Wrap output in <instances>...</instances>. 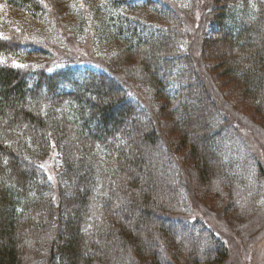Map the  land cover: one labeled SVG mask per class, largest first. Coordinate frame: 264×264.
Masks as SVG:
<instances>
[{
    "label": "trees",
    "instance_id": "1",
    "mask_svg": "<svg viewBox=\"0 0 264 264\" xmlns=\"http://www.w3.org/2000/svg\"><path fill=\"white\" fill-rule=\"evenodd\" d=\"M65 1L60 11L52 0H0V264H174L167 248H184L186 264H216L228 250L185 216L174 158L250 201L263 170L237 168L239 129L178 32L190 14L163 0ZM198 1V52L215 62L201 59L264 114V0ZM67 17L91 33L102 66L56 63ZM133 86L157 102L146 106Z\"/></svg>",
    "mask_w": 264,
    "mask_h": 264
},
{
    "label": "rangeland",
    "instance_id": "2",
    "mask_svg": "<svg viewBox=\"0 0 264 264\" xmlns=\"http://www.w3.org/2000/svg\"><path fill=\"white\" fill-rule=\"evenodd\" d=\"M57 1L63 6L64 3L67 5L65 0ZM57 1L52 0L61 11L62 6ZM163 1L168 2L182 19L190 14L187 16L188 18L184 19L178 32L181 33L180 36L184 40L185 38L183 37L186 36L187 38L186 33L188 34L189 47L187 51L191 53L199 74L204 78L205 86L211 93L217 109L221 111L220 113L223 116L233 121L239 129L236 137L244 145L243 147L238 143L239 155L244 153L246 156L243 155L245 161L237 164V168L244 173L251 175L252 171L255 174L253 168L256 165L254 166V164L259 161L263 170V173L261 172L260 174L259 172L257 177H255V182L260 184V189H262L261 198L250 201L248 198H243L236 188H228L224 184L222 186L219 181L204 180L201 173L189 168V162L181 164V159L179 160L175 157L174 160L179 165L182 180L189 188V206L186 207L184 214L189 219H200L204 222L209 230L217 233L218 241L228 250L226 256L224 255V258L217 261L216 264H264V114H260L261 110L260 112L255 110L254 103L240 93V88L235 83H222L221 78L216 75L219 71L218 68L213 69V66L205 65L204 60L211 62V64L215 61L202 56L204 48L201 49V56L198 52L199 48H201L203 31V23L199 20L201 6L198 2L200 1ZM141 4L139 2V5ZM97 7L99 9V6ZM135 16L148 20L151 15L144 11H136ZM68 19L70 18L67 17ZM150 19L160 23L163 22L162 19H157L153 16ZM75 20H68L66 24L59 26L62 38L61 42L56 44V48L53 50L56 63L74 61L102 66L103 58L100 57V51L92 43L91 33L87 31L84 34H78L72 23ZM198 29L200 31H197ZM203 35L206 37L205 31ZM29 62L30 66H36L39 64V59H31ZM9 63L18 65L14 61H9ZM133 87L141 97L142 103L146 106H152L151 100L157 102L156 97H153L150 92ZM160 100L166 104L163 99ZM163 108L166 110V105ZM163 133L162 131V136L165 137V133ZM182 154H184L183 151ZM46 161L47 163L50 162L49 157ZM54 168L55 166L49 163L48 169L50 173H52ZM224 191L228 193L224 195ZM257 199L259 200L256 202ZM185 243L188 247L191 244L190 240H185ZM173 246L177 247L174 244ZM174 249L178 253V248ZM165 251L168 259L173 260L174 264L187 263L188 256H185L184 248L179 250L178 256L172 254V248H167Z\"/></svg>",
    "mask_w": 264,
    "mask_h": 264
}]
</instances>
